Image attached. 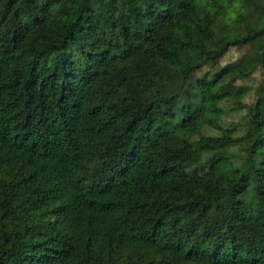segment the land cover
Instances as JSON below:
<instances>
[{"label":"trees","instance_id":"16d2710c","mask_svg":"<svg viewBox=\"0 0 264 264\" xmlns=\"http://www.w3.org/2000/svg\"><path fill=\"white\" fill-rule=\"evenodd\" d=\"M0 264H264V0H0Z\"/></svg>","mask_w":264,"mask_h":264},{"label":"rangeland","instance_id":"374dc122","mask_svg":"<svg viewBox=\"0 0 264 264\" xmlns=\"http://www.w3.org/2000/svg\"><path fill=\"white\" fill-rule=\"evenodd\" d=\"M245 48L246 47H243V46L231 48L230 51L228 52V54L226 55V57L221 61V63L223 64L224 62H226V61H228L234 57H237L239 54H241L244 51ZM257 78H258V73L254 76V78L252 80H249V82L254 83V82H256Z\"/></svg>","mask_w":264,"mask_h":264}]
</instances>
